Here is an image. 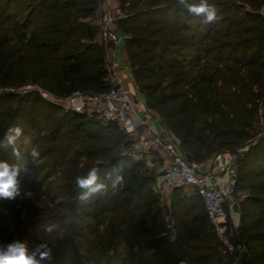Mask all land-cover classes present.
Returning <instances> with one entry per match:
<instances>
[{"label": "trees", "instance_id": "16d2710c", "mask_svg": "<svg viewBox=\"0 0 264 264\" xmlns=\"http://www.w3.org/2000/svg\"><path fill=\"white\" fill-rule=\"evenodd\" d=\"M117 2L132 78L181 147L198 163L243 148L238 242L245 264H264V0ZM205 2L216 8L211 22L189 11ZM96 8L97 0H0V170L7 165L17 181L14 198L0 196V255L23 249L38 264H220L199 195L174 188L163 208L151 188L156 174L122 154L129 141L115 122L17 91L34 84L63 97L110 87L106 49L87 20ZM16 126L22 134L9 144ZM93 172L94 184L81 187Z\"/></svg>", "mask_w": 264, "mask_h": 264}, {"label": "built area", "instance_id": "2783aa9c", "mask_svg": "<svg viewBox=\"0 0 264 264\" xmlns=\"http://www.w3.org/2000/svg\"><path fill=\"white\" fill-rule=\"evenodd\" d=\"M264 14V7L261 9ZM118 18L103 12L97 23L99 43H109L105 55L110 87L100 92L73 91L57 97L38 85L26 84L27 90L39 94L65 111H73L94 118L105 124L115 122L128 138L122 154L134 162H149L156 165L152 190L163 200L174 188H187L199 195L204 213L220 242L223 260L220 264H245L243 249L238 242L239 226L231 224V213H239L247 193L238 188L239 158L242 147L214 153L207 168H201L194 157L181 147L179 141L161 128L156 132L149 124L150 109L137 86H125L116 75L114 59L120 52V41L127 35L116 26ZM24 90V91H27ZM1 91V90H0ZM152 159L155 161L153 162ZM173 234L171 233V237ZM177 264H190L180 260Z\"/></svg>", "mask_w": 264, "mask_h": 264}, {"label": "clouds", "instance_id": "9594fccd", "mask_svg": "<svg viewBox=\"0 0 264 264\" xmlns=\"http://www.w3.org/2000/svg\"><path fill=\"white\" fill-rule=\"evenodd\" d=\"M183 2V0H182ZM189 11L197 15L204 14L208 22L216 19V8L214 5H209L207 2L189 6ZM14 132L15 135H10ZM22 134V129L19 126L9 128L8 133H6L7 141L9 144L15 143L18 137ZM15 155H19L17 149H13ZM30 155L35 159L39 154L35 150H32ZM3 170H0V196L4 198H14V194L17 192V181H16V172H10L7 165L2 166ZM96 180L95 173H91L87 179H79L78 183L81 187H89L94 184ZM95 190V189H93ZM30 195V194H29ZM38 248H47L45 244L38 245ZM41 258H48L51 256V250H46L41 252ZM0 264H38L33 257H30L25 254V251L22 249L18 256H6L0 255Z\"/></svg>", "mask_w": 264, "mask_h": 264}, {"label": "crops", "instance_id": "0c3cea01", "mask_svg": "<svg viewBox=\"0 0 264 264\" xmlns=\"http://www.w3.org/2000/svg\"><path fill=\"white\" fill-rule=\"evenodd\" d=\"M112 1L116 2V0H100L99 4L97 5V8H96L95 12L93 13L92 16L87 18V20L97 27L98 20H99L100 16L102 15V13L103 12H110L109 11V9H110L109 7H111L110 5L113 4ZM96 37H97V34H96ZM101 44L106 49V51H105V55H106V52H107L110 44L109 43H101ZM114 60L117 63L116 75H117L118 79L125 85H126V83L128 85L135 84V82H134V80L132 78V75H131V70H130L129 63H128V60H127V57H126V54H125V48L124 47H122L120 49V52L118 53V55L116 56V59H114ZM109 81H110V79H109ZM110 84H112V82ZM149 113H150L149 124L151 125V127L156 132H158V128L166 129L153 111H150ZM166 131L169 134H171L167 129H166ZM209 163H210V157H208L207 159H205L204 161L199 163V165L201 166V168L204 169V168L208 167ZM188 190L189 191L184 192V193H186V194L192 193V191L190 189H188ZM161 201L164 202V203H162L163 208L167 209L169 204H170V194H169L168 198H165L164 200H161ZM230 220H231V224L233 226H239L238 213H231Z\"/></svg>", "mask_w": 264, "mask_h": 264}, {"label": "rangeland", "instance_id": "374dc122", "mask_svg": "<svg viewBox=\"0 0 264 264\" xmlns=\"http://www.w3.org/2000/svg\"><path fill=\"white\" fill-rule=\"evenodd\" d=\"M99 2H100V0H97V5L99 4ZM103 2V1H102ZM113 2V1H112ZM111 7H109L110 9H109V11L111 12V14L113 15V16H115V17H117L118 19L115 21V24H116V26L118 27V21H119V19L120 18H122L124 15L123 14H121L120 12H119V4H118V2H117V0H116V2L114 1L113 2V4L112 5H110ZM124 45H125V41L124 40H122V41H120V43H119V47L120 48H122V47H124ZM110 46V45H109ZM125 85V84H124ZM125 86H127L128 88H130V89H132L133 88V86L135 87L136 86V84H131V85H128L127 83H126V85ZM24 90H27L25 87L23 88V86L21 87V88H19L17 91L18 92H21V93H23L24 92ZM143 95L142 94H140V97H139V101L141 102V100H143ZM148 118L150 117V113H148ZM258 126H257V130L259 129V130H261V119H260V121H259V123L257 124ZM161 131V129L160 128H158V132H160ZM145 167L152 173V174H156V172H157V167H156V165L155 164H152V163H149V162H145ZM246 186L244 185V184H241V185H239V189L241 190V191H244V192H247V190H246V188H245ZM180 190V192H182V193H184V192H187V191H189L188 189H186V188H181V189H179ZM164 200V199H163ZM161 202V205H162V203H164L163 201H160ZM239 214H240V212L238 213V216H239ZM237 239L239 240V237H238V235H237ZM224 258V257H223ZM243 259H244V257H243ZM242 259V260H243Z\"/></svg>", "mask_w": 264, "mask_h": 264}, {"label": "water", "instance_id": "95a60500", "mask_svg": "<svg viewBox=\"0 0 264 264\" xmlns=\"http://www.w3.org/2000/svg\"><path fill=\"white\" fill-rule=\"evenodd\" d=\"M260 117H261V130H263L264 129V112L260 114ZM152 161L154 162L155 160L152 159Z\"/></svg>", "mask_w": 264, "mask_h": 264}]
</instances>
